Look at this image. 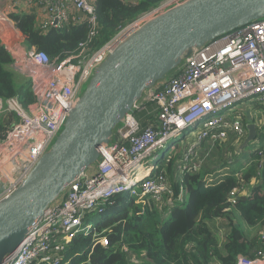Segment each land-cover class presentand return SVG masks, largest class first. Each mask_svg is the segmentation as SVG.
Segmentation results:
<instances>
[{
  "label": "built area",
  "instance_id": "built-area-1",
  "mask_svg": "<svg viewBox=\"0 0 264 264\" xmlns=\"http://www.w3.org/2000/svg\"><path fill=\"white\" fill-rule=\"evenodd\" d=\"M186 1L165 0L125 26L88 58L82 57L81 44L78 53L53 60L25 44L9 14L22 5L27 13H43V26L56 29L65 23L68 13L82 12L76 23L84 22L89 36H93L97 18L92 1H5L0 11V28L8 25L18 38L6 41L8 32L0 31L6 42L0 40V45L10 55L12 70L29 83L34 102L25 108L17 97L0 98V116L14 115L0 143V201L19 187L49 151L84 87L108 56L144 24ZM149 102L158 110L154 120L142 128L136 114ZM236 105L252 106V110L257 105L264 106V18L184 53L179 64L125 115L110 142L101 147L97 162L83 171L30 225L22 243L2 264H60L69 243L79 234L89 232L88 214L102 213L115 196L145 198L157 204H163L166 197V203L171 204L172 189L166 173L158 171L157 164L151 169L143 168L142 162L152 152L162 150L168 151V160L178 153V147H183L175 176L197 173V148L207 142L215 146L229 138L244 142L248 124H243L241 114L233 110ZM187 131L193 133L183 135L178 146L172 142L178 133ZM167 142L170 143L165 147ZM253 142L257 144L256 151L264 146L260 140ZM238 193L239 190H233L228 200L233 203ZM177 201L185 203L182 192ZM100 243H106L103 237ZM236 264H264V255L254 260L239 257Z\"/></svg>",
  "mask_w": 264,
  "mask_h": 264
},
{
  "label": "trees",
  "instance_id": "trees-1",
  "mask_svg": "<svg viewBox=\"0 0 264 264\" xmlns=\"http://www.w3.org/2000/svg\"><path fill=\"white\" fill-rule=\"evenodd\" d=\"M91 1L97 18L93 36H89L84 22L76 23L77 13H68L65 23L56 29L43 26V13H27L19 6L9 18L25 44L46 53L51 60L78 53L81 44L82 57L88 58L125 26L165 0ZM11 97H17L25 108L34 102L29 83L12 70L10 55L0 45V98ZM255 107L264 118V107ZM157 110L154 103L144 104L136 114L142 128L154 120ZM241 120L243 124L254 121L246 120V114ZM13 121L14 115L0 116V143ZM255 131L256 140L264 143L263 120L255 125ZM229 140L214 147L223 149ZM182 149L167 161H158V171L163 170L171 183V204L166 203V197L163 204H157L115 196L95 230L79 234L69 243L60 264H212L214 259L220 264H236L239 257L254 260L264 255V146L250 151L238 170L229 171L209 187L204 186L205 178L216 170L175 176ZM233 190L239 193L231 203L228 199ZM180 192L184 204L177 201ZM212 219L225 223L221 245L210 227ZM102 237L104 245L100 243Z\"/></svg>",
  "mask_w": 264,
  "mask_h": 264
},
{
  "label": "water",
  "instance_id": "water-1",
  "mask_svg": "<svg viewBox=\"0 0 264 264\" xmlns=\"http://www.w3.org/2000/svg\"><path fill=\"white\" fill-rule=\"evenodd\" d=\"M263 18L264 0H187L121 43L96 70L49 151L0 201V264L49 205L97 162L125 115L184 53ZM246 129L244 145L256 138L253 124Z\"/></svg>",
  "mask_w": 264,
  "mask_h": 264
},
{
  "label": "rangeland",
  "instance_id": "rangeland-1",
  "mask_svg": "<svg viewBox=\"0 0 264 264\" xmlns=\"http://www.w3.org/2000/svg\"><path fill=\"white\" fill-rule=\"evenodd\" d=\"M6 0H0V11L4 9V3ZM6 7V6H5ZM16 28V26H15ZM17 32L20 33V31L16 28ZM0 31H7L5 37L6 41L9 40H14L17 39V35L15 34L16 32H13L8 28V25L4 24L1 26ZM5 37L0 36V40L2 41L3 44H6L5 42ZM8 45V44H7ZM86 86L84 87L85 90ZM84 92V91H83ZM264 107V106H263ZM252 106H245V105H236L233 107V110L236 112H239L241 115L246 114V119L251 116L253 118V123L247 122L246 124H253L254 126L259 124V120H263L264 118L262 117V112L260 109H251ZM263 111V110H262ZM258 120V121H257ZM193 132H185L184 134L182 132L178 133L172 142H181V137L182 135L189 136ZM189 141V139H188ZM170 142H167L165 147L169 144ZM210 142H207V144H204L202 147L197 148L195 150L196 157H195V162L198 164V170L202 172V170L205 171V169L209 171H215L212 173L213 179L208 183L210 185L214 184L216 181L220 179L222 175L225 173H228L229 171L232 170H238L240 166L245 163L246 157L249 154L250 151H254L257 147V144L255 142H251L246 146L242 147V139L238 140L235 138H231L229 140V143L222 149V148H217L214 146L208 145ZM164 147V148H165ZM180 147L177 148V152H180L178 150ZM222 149V150H221ZM160 151L152 152L148 158L142 162V167L143 168H148L151 169L153 166V159L154 155L156 153H159ZM248 158V157H247ZM235 160V161H234ZM226 162V163H225ZM225 163V164H224ZM222 164H224L222 166ZM213 168V169H212ZM211 169V170H210ZM100 220V215L93 213L88 214L86 218V226L88 228H91L93 225H95L98 221ZM214 224L218 225V223ZM212 231L215 235V237L218 240V243L221 245L223 243V238L225 235V229L223 228V225H218L216 228H212ZM86 234V233H85ZM218 261L213 262L212 264H217ZM219 264V263H218Z\"/></svg>",
  "mask_w": 264,
  "mask_h": 264
},
{
  "label": "clouds",
  "instance_id": "clouds-1",
  "mask_svg": "<svg viewBox=\"0 0 264 264\" xmlns=\"http://www.w3.org/2000/svg\"><path fill=\"white\" fill-rule=\"evenodd\" d=\"M183 133V132H182ZM182 137H183V135H182ZM182 137H181V139H182ZM247 137V136H246ZM246 139V138H245ZM256 139V138H255ZM180 143H177V142H175V145H179ZM243 144H244V142H243ZM248 145V144H247ZM244 146H246V145H244ZM250 153V152H249ZM168 151H165V150H162V151H160L159 153H156L155 155H156V157H155V155H154V159H153V166H152V168L153 167H155L156 166V164L158 165V161L160 160V159H164L165 161L167 160V156H168ZM247 157H249V155H247ZM235 161V160H234ZM214 173V172H213ZM224 175H226V173L224 174ZM224 175H222L221 177H220V179L224 176ZM213 179V176H212V174H210L209 176H207L206 178H205V181H204V186L205 187H209V186H211L210 184H208L209 182H208V180H212ZM219 179V180H220ZM218 180V181H219ZM218 181H216L214 184H217L218 183ZM214 184H212V185H214ZM118 196H125V197H127V198H129L128 196H126V195H118ZM131 199H141V198H131ZM143 199H145V198H143ZM146 200V202H152V201H149L148 199H145ZM112 204V201L107 205V207L109 206V205H111ZM105 208H106V206L103 208V212L102 213H95V214H98V215H100V216H104V211H105ZM87 227V226H86ZM89 230H95V225H93L91 228H89Z\"/></svg>",
  "mask_w": 264,
  "mask_h": 264
},
{
  "label": "crops",
  "instance_id": "crops-1",
  "mask_svg": "<svg viewBox=\"0 0 264 264\" xmlns=\"http://www.w3.org/2000/svg\"><path fill=\"white\" fill-rule=\"evenodd\" d=\"M19 6H21V7L23 8V10L25 11V9H24V7H23L22 5H19ZM71 11H72V10H71ZM25 12H26V11H25ZM251 118H252V117L250 116V117H249V121L251 120ZM246 120H248V118H247ZM212 169H213V168H212ZM210 170H211V169H210ZM208 171H209V170H208ZM214 222H215V223H218V225H219V224H220V225H223V226L225 225L224 222H221V221L216 220V219H212L211 222H210V227H211V228H216V227L218 226V225L214 224ZM214 262H216V261H214ZM218 263H219V262H218ZM218 263H217V264H218ZM219 264H220V263H219Z\"/></svg>",
  "mask_w": 264,
  "mask_h": 264
}]
</instances>
